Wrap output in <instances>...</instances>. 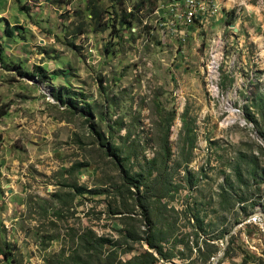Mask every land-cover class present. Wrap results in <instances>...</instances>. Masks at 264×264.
<instances>
[{
    "label": "rangeland",
    "instance_id": "rangeland-1",
    "mask_svg": "<svg viewBox=\"0 0 264 264\" xmlns=\"http://www.w3.org/2000/svg\"><path fill=\"white\" fill-rule=\"evenodd\" d=\"M188 1L0 0V264H264V0Z\"/></svg>",
    "mask_w": 264,
    "mask_h": 264
},
{
    "label": "trees",
    "instance_id": "trees-1",
    "mask_svg": "<svg viewBox=\"0 0 264 264\" xmlns=\"http://www.w3.org/2000/svg\"><path fill=\"white\" fill-rule=\"evenodd\" d=\"M15 1L18 2V0H15ZM139 205L142 207V204H139ZM147 245H148L149 248L155 249L154 244L150 240L147 241ZM2 255L6 256V252H3ZM146 256H147L146 261L145 262H143V261L142 262H138V264H140V263H142V264H150V263H153L156 260L155 256L152 255L150 252H147ZM136 258H137V256H135L133 258H130V259H127L125 261H121V260L115 259V258H108L109 259L108 263L109 264H133V260L136 259Z\"/></svg>",
    "mask_w": 264,
    "mask_h": 264
},
{
    "label": "built area",
    "instance_id": "built-area-1",
    "mask_svg": "<svg viewBox=\"0 0 264 264\" xmlns=\"http://www.w3.org/2000/svg\"><path fill=\"white\" fill-rule=\"evenodd\" d=\"M198 9L199 10H202V6H198ZM197 9L196 8H193V5H192V2L189 0L188 1V5H187V8L185 10V18L188 20L190 19V17L195 13Z\"/></svg>",
    "mask_w": 264,
    "mask_h": 264
},
{
    "label": "crops",
    "instance_id": "crops-1",
    "mask_svg": "<svg viewBox=\"0 0 264 264\" xmlns=\"http://www.w3.org/2000/svg\"><path fill=\"white\" fill-rule=\"evenodd\" d=\"M0 39H2V37H0Z\"/></svg>",
    "mask_w": 264,
    "mask_h": 264
}]
</instances>
